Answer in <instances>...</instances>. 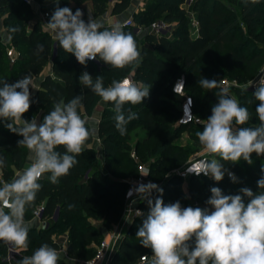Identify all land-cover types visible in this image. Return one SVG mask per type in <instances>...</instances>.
Masks as SVG:
<instances>
[{
  "label": "trees",
  "instance_id": "1",
  "mask_svg": "<svg viewBox=\"0 0 264 264\" xmlns=\"http://www.w3.org/2000/svg\"><path fill=\"white\" fill-rule=\"evenodd\" d=\"M85 1L61 0L58 6L67 7L68 2L81 4ZM90 1L95 16L102 15L111 4L110 0ZM131 1L116 0L113 4V10L122 11L130 5ZM11 2L12 0H0L2 5ZM183 2L184 0H147L144 9L134 14V20L143 27L149 26L152 21L157 20L156 17L160 16H162L160 19L169 23L177 21L178 25H173L171 36H156L147 31L143 35H137L131 28H124L126 33H131L135 37L142 56V61L138 67L133 65L124 69L112 68L99 59L101 66H98L93 60L88 61L86 66L78 63L74 55L68 54L60 48L51 33L43 29L41 21L38 20L31 28L27 27L28 22L34 16V9L24 0L13 8L12 12L16 13L5 19L6 24L12 18L16 19L9 29L10 38L12 44L18 46L22 55L18 56L14 63H11L7 56L6 45L0 41V66L5 62L1 58H7L6 62L9 63V69H5L4 72L0 67L4 81L11 84L25 75H30L32 78L39 77L46 64L53 58V75H46L35 91L30 89L32 103L30 110L24 114L25 120L30 121L40 114L42 121L43 116L52 110L54 103L61 99L67 103L77 95L83 96L82 107L79 109L80 113L83 110L87 114L91 113L100 97L79 83V77L83 72H88L93 78L102 75L105 87L109 86L113 79L120 80L133 72L135 81L143 82L151 87L150 96L143 101V104L135 106L126 104L124 106L125 114L131 109L138 114L139 119L133 120L127 125V132L123 136L115 128L114 105L108 102L107 106L103 108L97 134L100 139L101 157L97 153L96 137L93 133L82 154L77 156V165L70 170L68 175L61 177L57 184L50 182L48 179L50 174L46 173L42 176L39 181L42 188L37 194L35 203L27 209L25 220L32 219L33 209L42 201L46 203L45 215L52 214L54 209L60 206L59 219L57 221L50 220L40 230H37L38 228L35 226L29 227V247L27 250L20 249L12 264H16V261L22 259L23 256L32 255L34 250L44 243L58 249L59 244L53 240L52 230L56 229L65 219L73 220L75 218H80V222H83L82 231L78 233L75 227H71V238L74 239L67 247L69 259L61 256L59 264H81L80 260L91 258L104 233L102 229L89 223L86 216L98 209L104 202H108L106 223H116L119 220L120 207L125 201L127 182L126 179L123 181L110 179L108 172L113 163L120 161L123 156L128 154L127 138H129L130 130L141 125L146 130L153 131L152 134L143 139L142 145L148 144L151 140L154 141L153 145H149L144 153L148 156L156 152L159 153L150 165V176L159 183L157 178H164V172L169 168L166 163L170 159V154L175 151L174 141L184 131L191 134L202 131L203 123L211 115V105L208 103H200L199 105L197 103L201 97L204 96L206 99L208 95L213 93L212 89L203 88L199 83L207 75L199 68V56L216 45L218 50L227 53V59L232 62L233 69L242 64L248 67L264 58V0H257V2H253V0H194L191 4L192 11L199 20V29L194 35L190 32L191 16L185 7L181 6ZM41 6L42 9H46V5L41 4ZM55 41L57 42V50L54 55ZM179 64L181 68H188L190 72L195 73V75H189V80L193 84L191 87L188 86L189 80L185 78L186 90L195 99V113L199 106L201 114L205 117L201 119V122L188 125L177 124L179 103L182 97L174 93L172 87H165V83L171 82L173 71ZM155 81H158L159 84H154ZM245 89L243 87L233 88L239 94L241 100L239 99L238 102L240 105L250 104L248 95L256 90L250 92ZM162 92L171 95L178 104L174 106L163 101L160 97ZM258 104L259 101H257ZM162 106H167V109H162ZM7 123L8 121L0 119V157L5 160V167L0 170V182L10 181L16 170L24 168L29 155L27 148L18 145V141L23 138L9 131L6 127ZM172 126L173 129H170ZM88 127L92 129L89 124ZM57 150L64 151L62 147ZM138 150L142 151L140 146ZM134 151L137 154V151ZM129 155L136 166L133 175L135 176L138 173L136 160L130 152ZM254 160L255 157L252 154V164H248L244 160L235 164L221 162L241 177L240 183L246 184L253 193H257L260 191L257 181L264 173L261 171L262 161L258 160L261 164L256 165ZM189 178L194 179L192 181L193 189H190L192 194L197 197L198 201L207 204L206 201L210 198L211 192L207 191L206 183L216 185L219 182L206 176H191ZM200 178H203L204 181ZM182 179L179 175L173 174L161 184L160 188L163 189L161 198L164 203L179 201L182 207L192 206L203 209L199 203L189 205L182 194L173 189L176 183ZM222 181L225 182V189L230 190L229 195H235V183L226 174ZM122 188H125L123 193L120 192ZM157 197H160V193L153 191L151 198L154 200ZM138 207L143 215L135 217L121 237L112 256L111 264H150L151 249L143 247L136 237L149 208L145 200H141ZM6 253V244L0 242V264H8L3 260ZM142 256H146L147 259L142 260Z\"/></svg>",
  "mask_w": 264,
  "mask_h": 264
},
{
  "label": "clouds",
  "instance_id": "2",
  "mask_svg": "<svg viewBox=\"0 0 264 264\" xmlns=\"http://www.w3.org/2000/svg\"><path fill=\"white\" fill-rule=\"evenodd\" d=\"M54 2L57 7L44 28L54 35L60 48L74 55L78 63L86 66L88 61L99 59L115 69L139 66L142 56L136 39L123 31L120 23L105 28L91 16L86 22L80 9L73 13L69 7H59V0ZM79 83L103 102L114 105L115 128L122 136L127 132V125L139 119L131 109L125 114L124 106L143 104L150 96L151 87L127 77L113 79L105 87L102 75L93 78L83 72ZM199 83L206 89L218 87L215 79L202 78ZM0 85V119L8 121V130L23 138L18 145L28 149L31 161L10 182H0V242L14 249L27 250L29 225L25 213L35 203L42 188L40 179L47 173L50 182L57 184L61 177L68 175L77 165V156L84 151L93 130L88 127L89 118L79 111L82 95L67 103L63 99L54 103L42 121L35 118L28 121L23 117L32 103L30 89L36 88L32 77L25 75L11 84L0 81ZM252 85L253 81L245 90ZM255 87L253 96L259 101L255 108L259 125L245 126L251 119L249 110L230 96L227 88H222L211 115L203 123V130L196 133L204 152L214 158L201 160L195 167L189 165L188 173L203 174L220 182L227 172L235 183L237 177L224 168L221 161L235 164L244 160L252 164L253 153L264 156V75ZM183 88L181 78L173 91L178 94ZM191 103L189 98L185 109H189ZM61 147L63 152L57 150ZM4 167L5 160L0 157V170ZM261 171L264 173V166ZM257 186L260 189L257 193L243 187L235 195H226L219 187H212L206 201L211 210L182 207L179 201L165 204L161 198L163 189L151 182L129 190V197L135 192L149 208L136 237L143 247L151 249L150 264H264V174ZM153 191L159 192L160 197L153 200ZM135 213L136 216L143 215L139 210ZM60 258L61 253L56 248L44 243L16 264H59Z\"/></svg>",
  "mask_w": 264,
  "mask_h": 264
},
{
  "label": "rangeland",
  "instance_id": "3",
  "mask_svg": "<svg viewBox=\"0 0 264 264\" xmlns=\"http://www.w3.org/2000/svg\"><path fill=\"white\" fill-rule=\"evenodd\" d=\"M61 0H59L60 2ZM194 0H184V2L181 4L182 7H185L187 13L191 16H193V11H192V6L191 4L193 3ZM23 0H12L11 3H8L6 5L0 4V41L4 40H9L8 46H11L14 48L15 54L18 56L22 55V52L19 50L18 46H15L11 42V32L9 29L11 28V25L15 23L16 19L12 18L9 20V23L6 24L5 19L10 17L12 14H15L16 12H12L13 8L17 7L19 4H21ZM44 4L46 5L45 10H49L50 13H53L55 8H56V3L54 0H38L37 3H35V8H38L39 5ZM75 4L72 2L67 3V7L72 9L73 13L79 8H73ZM236 8H238L237 5H235ZM86 9V8H85ZM195 14V13H194ZM196 15V14H195ZM35 13L32 19L28 22V28H31L32 26V21L35 19ZM160 17H156L155 19H160ZM173 25L177 26V21H172ZM146 29V26L144 27ZM190 32L192 35H194V30L191 28ZM20 43V42H19ZM21 44V43H20ZM6 45V44H5ZM3 59L2 61H5L1 64V70L4 72L5 69H9V63L6 62L7 58H1ZM199 68L201 71H204L207 73V75L204 77L209 80H217L218 81V87L213 88L211 95H208L205 99V97H201L198 99L197 103L200 105V103H208L209 105L213 106L218 102L217 100V94L220 92V90L225 86L226 83H237L243 88H247L248 84L251 81H255L261 74V72L264 70V58L260 59L258 62H254L248 67L245 64L240 65L238 68L233 69L232 62L228 61L227 59V53L225 51H220L217 49L216 45H213L210 49L206 50L203 54L199 56V62H198ZM195 75V73L190 72L188 68L183 69L180 67V64L177 66L176 70L173 71V75L171 77V82L170 83H165V87L171 88L174 85L175 80L179 76H184L186 79L189 80V75ZM0 81H4V76L3 73H0ZM154 84L158 85L159 82L155 81L153 82ZM152 84V85H154ZM193 84L189 80L188 86L191 87ZM2 86V85H0ZM248 90L252 92V89ZM255 90V89H254ZM232 94L234 97L239 100V94L235 92L234 90H231ZM250 98V104L248 105H242L243 107H246L250 114H251V119L249 123L247 124L248 126L254 125L258 126L259 125V120L258 117L256 116L255 113V108L257 107V100H255L253 93L248 95ZM161 99L163 101H166L168 103L173 104L176 106L178 104L177 100L173 98L171 95L166 94L162 92L161 94ZM241 100V99H240ZM162 109H167V106H162ZM196 115L200 119L205 118L201 114L200 107H197L196 110ZM175 125V124H173ZM173 129V126L170 128ZM130 135L129 138H127L128 146L127 149L131 153L132 151L136 150L137 151V169L139 164H144L146 166L151 165L152 161L159 155L158 152L155 154L148 156L144 153L146 151V148L149 145H153L154 141L151 140L148 144L142 145L143 139L152 134L153 131L146 130L143 126L137 125L133 127L130 130ZM175 144V151L170 154V159L167 161L166 165L169 167L165 173L164 178H157L160 184H163V182L167 179H169L177 170L182 169L184 166H186L188 163H190L192 160H194L198 155L202 153V146L198 143L197 141V136L196 132H193L191 134L188 131L182 132L178 138L174 141ZM141 147L142 151L138 150V147ZM128 154L123 156V158L112 164L111 169H109L108 172V177L113 180H125L129 179L134 175V172L136 171V166L134 162L131 160V157ZM100 157H101V153ZM253 156L255 157L254 163L256 165H260L261 163L258 162V160L262 161V165L264 166V156H257L255 153H253ZM214 158V157H213ZM216 159H219V157H215ZM227 167V166H224ZM235 176L237 177V182H235V194H239V190L243 187H247L246 184L240 183L239 181L241 180V177L234 173ZM202 181H204L203 178H200ZM192 181L194 179H182L179 180L176 185L173 187V189L178 190L184 197V199L187 200L189 205H197L198 203L201 205L203 208H209L210 206L202 203L197 200V197H195L190 189H193V184ZM207 185V191L210 192V189L212 187H219L222 192L226 195L230 194V190L225 189V182L220 181L218 184L213 185L210 183H206ZM249 188V187H248ZM125 188L121 189V193L124 192ZM125 203H126V190H125V201L121 204L120 211H119V220L116 223H106L105 217L107 214L108 210V202H104L98 209L93 210L91 213L87 214L86 218L89 223L99 227L100 229L103 230L104 236L103 238L108 237L110 234L114 233L115 231L119 230L123 234L127 231L129 225L133 221L134 218L132 217H126L124 208H125ZM245 203H247V198H245ZM38 224V223H37ZM83 225V222H80V218H75V219H65L56 229L52 230V238L54 241H56L60 246V248L68 247L69 243L72 241L71 238V227H75L77 232L80 233L82 231L81 226ZM38 228L37 230L42 229V225L38 224L35 226ZM61 253L62 257L68 258L67 254L63 251H59ZM69 259V258H68Z\"/></svg>",
  "mask_w": 264,
  "mask_h": 264
},
{
  "label": "built area",
  "instance_id": "4",
  "mask_svg": "<svg viewBox=\"0 0 264 264\" xmlns=\"http://www.w3.org/2000/svg\"><path fill=\"white\" fill-rule=\"evenodd\" d=\"M115 1L116 0H110V3H114ZM145 1H147V0H145ZM24 2L33 7L35 5V3H37V0H24ZM51 14L52 13H50L49 10H45L41 14V24H42V27L44 30H45L44 24H46L49 21V17ZM120 24L122 25L123 29L124 28H131L132 31L137 35H143L145 31L153 33L156 36H161V35L170 36L173 33V24L169 23L163 19H158V20L152 21L150 23V25L146 27V29H144V27L142 25L138 24L134 20L133 16L127 17ZM191 28L194 30L195 34L198 32L199 20L194 13H193V16L191 18ZM48 32L51 33L50 31H48ZM51 35L54 38V35L52 33H51ZM56 50H57V42L55 41L54 42V55L56 53ZM6 52H7V56L9 57L11 63H14L17 59V55L14 52V48L11 46H7ZM54 55H53V57H54ZM52 60H53V58H51V62H52ZM93 61H95L98 64V66H101V62L98 59L93 60ZM261 75H264V70L261 72V74L256 79V81L253 82V85L249 87V89H252V90L256 89L255 85L259 81ZM125 77L134 81V79L129 75L125 76ZM125 77H123V78H125ZM21 78H23V77H21ZM123 78H121V79H123ZM181 78H183V80H184V88L182 89V91L180 93H178V95L182 97V100L179 103V116L177 119V124L178 125H188L190 123L201 122V119L199 117H197V115L195 113V99H194L193 95L188 93L186 90L185 77L179 76L175 80L174 85L172 86V89H174V86L176 85V83ZM32 79H34V78H32ZM234 87H240V85H238L235 82L226 83L223 88H227L228 94L230 96H232L233 98H235L231 92V90H233ZM189 98H191L192 103H191V105L188 106L189 109L188 108L185 109V105H187ZM97 141L100 142V139L98 137H97ZM131 156L137 161V154L135 151L131 152ZM212 158L213 157L210 156L209 154L205 153L203 148H202V153L200 155H198L194 160H192L190 163H188L182 169L177 170L176 172H178L179 176L182 177L183 179L189 178L191 176H197L194 173H188L187 172V168L189 167V165L195 167V166H198V164L201 160H211ZM224 168H226L228 171L234 173L229 167H224ZM150 173H151L150 165L146 166L144 164H139L137 175L132 176L129 179H126L127 188H126V203H125L124 212H125V215L127 218L128 217H132V218L137 217L135 212L137 210L141 211V209L138 207V204L142 200L135 192H133V195L129 197L127 195L129 190L136 188L141 183L147 184V183L151 182V183H154L158 186L160 185V183L156 182L155 180H153L151 178ZM225 174L227 175V172ZM86 176H87V174H86ZM198 177H204V175L201 174ZM206 177H209V176H206ZM133 201H135V203H133ZM45 209H46V203L44 201L38 203L36 205V207L33 209L32 219L37 220L42 225V227L46 226L50 220L51 221L52 220L57 221L59 219V216H60V206H57L54 209L53 213L50 215L44 214ZM25 221H27V220H25ZM121 237H122L121 231L117 230L114 233L110 234L108 237L103 238L96 245V250H95L94 255L91 258H88L85 260H80V263L81 264H111L112 256L117 249V246H118V243H119ZM6 246H7V253H6V256L3 258V260L6 261L8 264H12V262L15 260L16 256L18 255L20 249H14L8 244H6ZM57 250L63 251L67 254V248L66 247H64L62 249L59 247ZM141 259L146 260L147 258H146V256H142Z\"/></svg>",
  "mask_w": 264,
  "mask_h": 264
},
{
  "label": "crops",
  "instance_id": "5",
  "mask_svg": "<svg viewBox=\"0 0 264 264\" xmlns=\"http://www.w3.org/2000/svg\"><path fill=\"white\" fill-rule=\"evenodd\" d=\"M145 3H146L145 0H132L130 5L122 11H114L113 10V4L114 3H111L109 5V7L107 8V10L102 15H99V16H95L93 5H92V2L90 0H86L85 2H83L81 4L73 3V4H75L73 8H79L83 12V14H84L83 19L86 22H87L89 16H91L92 18L100 21L104 26L110 28L115 23H121L127 17H130V16L134 17V14H136V13H138L144 9ZM32 8L34 9V13L36 16L35 19H33V21H32V26H33L38 20L41 21V14L44 10L42 9L41 5H39L38 8H35V5H34ZM123 31H124V29H123ZM8 42H9V40L3 41V43L6 44V47L8 46ZM48 74L53 75V63L51 62V60L46 64V66H45L44 70L42 71V73L40 74V76L34 77L33 81L36 85V88L33 89V91H35L37 88H39L41 80ZM128 75L133 78V72H130ZM107 104L108 103L103 102L100 98L96 107L94 108V110L91 113L87 114V113H85V110H83V112L81 113L83 116L89 118L88 124L91 126L93 133L96 137V143L95 144H96L97 153H101V146H100V143L97 141L99 123H100L101 118H102V110L104 107L107 106ZM35 119H37L38 121H41V115L38 114ZM30 163H31V161H30V153H29L26 165L24 166V168H22L20 170H16V173L12 179L15 178V176L18 172L23 171L27 166H29ZM10 181H8V182H10ZM26 223H28L29 227L36 226V225L40 224L35 219L27 220Z\"/></svg>",
  "mask_w": 264,
  "mask_h": 264
},
{
  "label": "water",
  "instance_id": "6",
  "mask_svg": "<svg viewBox=\"0 0 264 264\" xmlns=\"http://www.w3.org/2000/svg\"><path fill=\"white\" fill-rule=\"evenodd\" d=\"M255 81H256V79H255ZM175 174H176V175H179V173H178V172H175ZM159 187H161V184L159 185Z\"/></svg>",
  "mask_w": 264,
  "mask_h": 264
}]
</instances>
